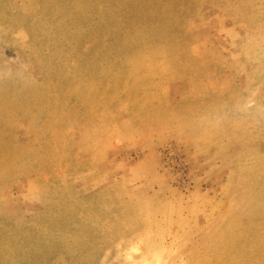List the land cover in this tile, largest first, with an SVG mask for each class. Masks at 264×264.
Returning <instances> with one entry per match:
<instances>
[{"label":"rangeland","instance_id":"374dc122","mask_svg":"<svg viewBox=\"0 0 264 264\" xmlns=\"http://www.w3.org/2000/svg\"><path fill=\"white\" fill-rule=\"evenodd\" d=\"M153 256L264 264V0H0V264Z\"/></svg>","mask_w":264,"mask_h":264},{"label":"bare ground","instance_id":"6f19581e","mask_svg":"<svg viewBox=\"0 0 264 264\" xmlns=\"http://www.w3.org/2000/svg\"><path fill=\"white\" fill-rule=\"evenodd\" d=\"M149 255V254H148ZM148 257V256H147ZM156 257V256H155ZM157 257H158V255H157ZM149 260H151V259H149ZM154 256H153V260L152 261H150V262H148L149 264H154L155 262H154ZM148 261V260H147ZM157 261H158V258H157ZM157 264V263H156Z\"/></svg>","mask_w":264,"mask_h":264}]
</instances>
